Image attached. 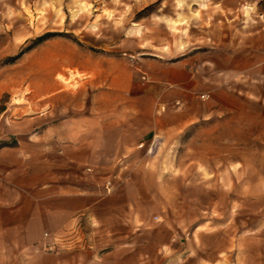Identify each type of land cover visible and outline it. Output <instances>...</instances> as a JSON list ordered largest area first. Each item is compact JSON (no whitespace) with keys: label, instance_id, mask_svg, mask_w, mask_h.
Segmentation results:
<instances>
[{"label":"rangeland","instance_id":"obj_1","mask_svg":"<svg viewBox=\"0 0 264 264\" xmlns=\"http://www.w3.org/2000/svg\"><path fill=\"white\" fill-rule=\"evenodd\" d=\"M261 57L264 0H0V147L62 156L49 126L96 107L110 61L122 77L131 70L138 93L157 82L155 95L181 93L199 115L131 139L113 168L84 165L91 177L101 169L95 207L58 228L43 219L34 247L0 264H264ZM78 64L99 65L101 79ZM149 65H182L190 87L153 80ZM202 93L224 100L208 118Z\"/></svg>","mask_w":264,"mask_h":264},{"label":"crops","instance_id":"obj_2","mask_svg":"<svg viewBox=\"0 0 264 264\" xmlns=\"http://www.w3.org/2000/svg\"><path fill=\"white\" fill-rule=\"evenodd\" d=\"M110 64L113 71L103 77V84L108 87L93 94L96 107L88 109L87 114L62 118L49 126L55 139L52 147L62 156L37 158L27 155L20 144L0 147V260L19 259L28 247H34L41 237L43 219H49V225L58 228L71 221L75 213L95 207L94 191L89 183L91 176L87 175L84 165L113 168L127 156L124 151L132 148L131 139L140 136L149 141L159 132L191 123L192 115L194 120L198 119L199 115L187 112L190 100L183 94L155 95L154 91L161 88L157 82L146 85L138 93L131 70L127 67L122 77L117 61ZM155 66L146 68L153 80L176 85L181 90L190 87L182 65ZM78 68L98 69L101 79L99 65L78 64ZM242 68L247 74L251 72L249 63ZM253 70L264 77V58H259ZM201 95L203 100L210 98L206 103L208 109L200 115L204 118L216 113L214 105L224 103L216 93ZM258 98L264 104V94ZM157 103L167 107L156 118ZM138 117L147 118L146 127H138ZM99 167L94 169L93 176L100 180ZM119 172L113 173V178H118Z\"/></svg>","mask_w":264,"mask_h":264},{"label":"built area","instance_id":"obj_3","mask_svg":"<svg viewBox=\"0 0 264 264\" xmlns=\"http://www.w3.org/2000/svg\"><path fill=\"white\" fill-rule=\"evenodd\" d=\"M203 96H204V95H202V97H203ZM139 146H140V147L143 146V143H141V145H139ZM149 149H150V148H149ZM87 170L90 171V168H87ZM109 183H110V181H107V184H109Z\"/></svg>","mask_w":264,"mask_h":264},{"label":"bare ground","instance_id":"obj_4","mask_svg":"<svg viewBox=\"0 0 264 264\" xmlns=\"http://www.w3.org/2000/svg\"><path fill=\"white\" fill-rule=\"evenodd\" d=\"M60 78H62V77H60ZM71 78H72V77H71ZM71 78H70V79H71ZM57 79H58V78H57ZM62 79H63V78H62ZM59 81H60V80H59ZM61 81H63V80H61ZM61 81H60V82H61ZM67 83H68V82H67Z\"/></svg>","mask_w":264,"mask_h":264}]
</instances>
